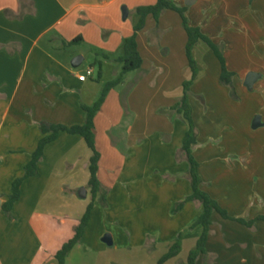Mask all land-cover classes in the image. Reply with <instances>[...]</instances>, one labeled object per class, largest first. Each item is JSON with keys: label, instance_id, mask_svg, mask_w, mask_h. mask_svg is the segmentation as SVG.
I'll use <instances>...</instances> for the list:
<instances>
[{"label": "crops", "instance_id": "obj_1", "mask_svg": "<svg viewBox=\"0 0 264 264\" xmlns=\"http://www.w3.org/2000/svg\"><path fill=\"white\" fill-rule=\"evenodd\" d=\"M156 1L0 0V264H58L57 252L73 238L92 199V153L84 139L61 133L46 146L37 176L23 182L14 220L2 206L43 137L39 124L85 123L82 106H92L121 72L116 59L134 33L137 9ZM186 1L176 4L187 9L191 27L222 48L239 98L233 100L220 84L219 60L198 42L190 105L199 132L194 157L202 189L230 217L253 221L264 216V0ZM74 40L80 42L68 45ZM187 41L174 11L158 20L148 17L137 34L141 68L124 76L95 117L98 180L107 206L94 203L65 264H120V251L158 264L179 236L181 253L165 264H186L195 248L202 228L192 227L201 205L189 202L172 212L192 194L189 165L177 159L188 128L170 111L192 77ZM81 47L96 60L89 67L93 76L84 82L79 77L89 68L71 65L78 56L73 49ZM79 56L84 63L85 53ZM250 73L261 76L251 92L244 86ZM245 104L250 112L242 123ZM256 116L263 126L254 130ZM106 235L112 246L103 242ZM206 249L197 264H264V221L246 227L216 214Z\"/></svg>", "mask_w": 264, "mask_h": 264}, {"label": "trees", "instance_id": "obj_2", "mask_svg": "<svg viewBox=\"0 0 264 264\" xmlns=\"http://www.w3.org/2000/svg\"><path fill=\"white\" fill-rule=\"evenodd\" d=\"M250 1L253 2L254 0ZM186 10L187 9L185 7H179L174 0H157L156 4L153 6L138 8L136 11L138 15V22L134 27V33L130 38L124 41L123 55L116 59V62L122 66L121 72L116 79L108 82L104 86L99 99L92 106H82V109L85 112V123L83 125L71 127L45 122L39 124V129L43 137L40 139L37 149L31 155V161L24 168L23 177L14 181L11 188V194L2 206V211L5 213L9 221L14 220L12 210L15 203H17L21 197V186L23 182L29 178L37 176L39 163L43 159L46 146L55 142L61 133L82 137L88 149L92 153L89 162L90 180L88 184V188L90 189L92 195L91 203L88 206L85 215L81 219L79 226L75 229L73 238L65 243L57 252L56 260L58 261V264H65L68 254L81 241L85 229L90 221L94 203L98 201L103 207L107 206V193L104 192L103 187L98 180L101 156L96 148L95 117L101 111L108 94L123 82L124 76L141 68L142 58L138 51L137 34L145 28L147 18L152 17L155 20H158L166 11H174L181 17L182 25L188 38L186 56L192 73L191 79L183 84L182 98L170 110L171 114L177 115L188 128L180 153L177 155V159H184L188 163L189 169L186 176L192 188V194L183 202L177 204L173 208L172 212H179L184 205L189 202L198 203L202 207V213L192 227H201L202 233L195 248L190 251L186 264H197L201 257L207 255L206 246L211 234L212 218L214 215L217 214L225 220L234 221L246 227H252L257 221H264V216H259L255 220L248 222L230 217L228 213L218 204V202L202 189L203 180L199 172L200 165L194 157V150L198 146L199 132L193 120L192 108L190 105L191 87L198 75L197 64L193 58V49L198 42H204L219 60L221 64L220 84L230 89V95L233 100L239 101V98L233 84L234 74L229 72L226 67L222 48L217 46L208 37L202 34L200 29L193 28L189 25L188 19L186 18ZM78 42H80V40H74L68 45H74ZM99 64L101 63L99 62ZM181 241L182 237L179 236L174 244H172L168 252L158 261V264H165L166 262L178 257L182 249Z\"/></svg>", "mask_w": 264, "mask_h": 264}, {"label": "water", "instance_id": "obj_3", "mask_svg": "<svg viewBox=\"0 0 264 264\" xmlns=\"http://www.w3.org/2000/svg\"><path fill=\"white\" fill-rule=\"evenodd\" d=\"M186 4L189 5L190 2L189 0L186 1ZM122 13H123V20H126L128 17V10L127 8H123L122 9ZM84 58L81 56H78L76 58L73 59L71 65L72 68L74 69H78L82 64H83ZM260 75L259 74H255V73H250L248 74V76L245 79L244 82V86L246 87V89L248 91H253V88L255 86V84L257 83V81L260 79ZM263 126L262 122H261V116H256L252 122V129L257 130L259 128H261ZM79 196L83 199L86 198L87 196V190L82 188L79 192ZM0 210H1V201H0ZM103 242L105 244H107L108 246H112V239L110 235H106L103 239Z\"/></svg>", "mask_w": 264, "mask_h": 264}, {"label": "rangeland", "instance_id": "obj_4", "mask_svg": "<svg viewBox=\"0 0 264 264\" xmlns=\"http://www.w3.org/2000/svg\"><path fill=\"white\" fill-rule=\"evenodd\" d=\"M73 52L75 55H80L81 52L85 53V62L77 69L79 71H86L87 68L90 67V65L95 66L96 65V60L94 58H92V56L85 51V49H83V47L81 48H74ZM77 56V57H78ZM248 103V102H247ZM242 111V112H241ZM240 111V121L243 123L247 118H248V114H249V107L247 106V104H245ZM248 112V113H247ZM169 118V116H167ZM126 253L123 254L122 251H120V253L116 254L117 256H119V262L120 264H150L149 260L146 258L145 260H143V256H137L135 254V256H125ZM117 262V261H116ZM118 263V262H117Z\"/></svg>", "mask_w": 264, "mask_h": 264}, {"label": "built area", "instance_id": "obj_5", "mask_svg": "<svg viewBox=\"0 0 264 264\" xmlns=\"http://www.w3.org/2000/svg\"><path fill=\"white\" fill-rule=\"evenodd\" d=\"M174 1H175L176 3H179V2H181L182 0H174ZM93 74H94V70H93L92 68H89V69L87 70V72H86L85 75L79 77V80L82 81V82H84L87 78L93 76Z\"/></svg>", "mask_w": 264, "mask_h": 264}]
</instances>
